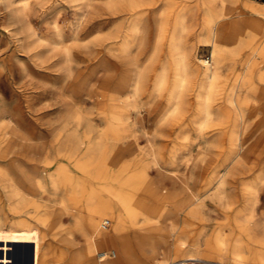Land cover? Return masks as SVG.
Here are the masks:
<instances>
[{
  "label": "rangeland",
  "instance_id": "obj_1",
  "mask_svg": "<svg viewBox=\"0 0 264 264\" xmlns=\"http://www.w3.org/2000/svg\"><path fill=\"white\" fill-rule=\"evenodd\" d=\"M179 15L188 26L184 47L189 67L184 77L191 85V90L188 87L189 91L183 92L182 113L186 118L181 123L175 115L159 119L168 108V94L176 82L170 44ZM203 16L200 0H28L25 8L0 0V172L4 174H0V228L34 226L31 222H16L13 209L17 198L6 187L10 179L27 194V215L47 218L60 199L66 198L61 220L62 232L68 234L69 240H63L62 233L44 228L40 234L43 246L49 249L45 250L49 254L47 264H64V258L56 255L61 251L58 246L69 255L75 254L83 246L80 227L85 212L81 194L70 188L74 181L82 187L86 182L84 174L75 171L74 160L86 155L87 146L99 132L105 136L107 147L103 158L110 157L111 149L121 148L125 151L124 162L130 166L136 162L145 164L149 182L144 183L141 194L155 186L150 182L166 193L177 187L183 189L181 180L200 193L228 166L227 199L219 201L207 195L205 211L216 222L227 214L229 242L232 245L241 231L244 257L252 260L258 251H264V141L256 132L257 122L247 117L246 149L236 157L230 143L236 110L227 104L215 108L200 128L186 120L195 107L200 60L210 58L206 32L200 30ZM135 22L142 25L143 38L141 43L133 42L128 58L136 59L142 81L136 93L128 87L127 96L139 109L116 112L108 95L129 72L128 61L119 59L118 53L121 41L133 36L131 27ZM58 33L63 35L62 42L55 45ZM120 35L123 39L117 42ZM263 37L264 33H259L254 42ZM248 39L245 35L242 58L251 52ZM65 48L69 50L68 58L64 56ZM162 69L166 72L165 82L158 83ZM234 69L235 73L241 71V62L226 60L225 87L232 82ZM116 131L120 138L114 140ZM153 148L159 149L167 169L161 174L149 163L148 151ZM174 168L178 170V185L170 176ZM56 189L59 194L54 192ZM233 214L242 218L241 227L234 226ZM199 225L198 222L197 228ZM209 229L202 228L204 236ZM162 232L165 237L167 234L168 242H158L156 257L172 253L169 228L162 226Z\"/></svg>",
  "mask_w": 264,
  "mask_h": 264
},
{
  "label": "bare ground",
  "instance_id": "obj_2",
  "mask_svg": "<svg viewBox=\"0 0 264 264\" xmlns=\"http://www.w3.org/2000/svg\"><path fill=\"white\" fill-rule=\"evenodd\" d=\"M10 1L23 8L28 4V0ZM200 2L204 8L200 30L206 32L205 42L210 47V58L200 60L202 62L201 67L198 68L200 81L194 91L195 107L186 120L190 125L200 128L215 108L227 104L236 110L230 143L231 150L237 157L246 149L247 117L257 122L256 132L264 141V37L260 42H254L256 35L264 33V0L256 2L200 0ZM185 22L182 15L175 18L176 33L170 44V50L176 64L174 72L176 82L168 94V108L159 115V119L165 120L175 115L178 123L184 122L186 118V114L182 113L185 102L183 92L191 87L184 77L189 67V58L184 47V33L188 29ZM131 31L133 32L131 38L127 37L121 41L123 38L120 35V39L117 40L122 44L118 57L128 61L129 72L116 82L114 90L108 95L111 108L122 113L129 108L139 109L130 102L127 92L128 87H132L135 93L138 91L142 73L136 69V66L140 67L136 59L132 57L129 59L128 56L133 42L135 40L142 42V25L133 23ZM245 35L249 36L247 41L251 46V52L242 58L240 52L245 42ZM62 36L58 33V40L54 41L55 45L61 44ZM63 52L65 58H68L69 50L65 48ZM226 60L231 63L237 60L241 62V71L235 73V69L231 70L234 73L233 77L232 74L230 75L232 82L228 87H225L223 79ZM165 73L164 69L160 70L158 83L165 82ZM115 133L112 139L117 140L120 135L118 131ZM96 135L87 146L86 155L74 160L75 171L84 174L86 182L85 187H82L78 185V181H74L70 188L73 193H80L83 200L85 215L80 227L83 246L71 255L58 246L61 251L56 255L64 258V264H102L101 260H104L105 264H187L190 260L200 261L202 264H264L262 250L258 251L256 256L253 255L255 258L252 260L244 257L241 231L236 233L231 245L230 235L225 228L227 214H223L222 220L216 222L205 211L207 195L210 199L219 201L227 199L225 185L228 166L222 168L215 181L208 183L200 193L191 190L188 183L181 180L183 189L177 187L166 193L155 182H150L155 186H150L146 194H141L144 183L149 182L145 164L136 162L134 166H130L123 161L125 151L121 148L116 151L111 149L110 157L103 158L107 153L105 136L99 132ZM182 137H187V134H183ZM77 149L78 146L75 147V150ZM148 155L149 163L156 166L158 173L167 170L159 149H151ZM171 171L173 174L170 176L178 185L180 180L177 175L178 170L174 168ZM27 179L31 180V178ZM8 180L6 187L10 188L12 195L17 198L16 207L13 209V213L17 215L16 222L22 225L31 222L34 226L0 228V250L5 252L3 257L0 256V264H30L28 245L34 246L33 264H47L46 251L49 252V249L42 244L41 228L53 231L55 234L62 233L60 235H63V240H69L68 234L62 232L61 220L66 212V198L60 199L59 206L53 209L47 218L35 214L27 215L24 211L28 202L25 190L14 181ZM248 191L251 189L249 188ZM54 192L59 194L57 189ZM241 219L237 214L232 215L235 227L242 226ZM262 221L264 225V217ZM198 222L200 225L197 228ZM105 223L107 225L104 226ZM162 226H167L173 237V242L169 245L172 253L168 255L166 252L161 257H156L158 242L160 240L168 242L165 239L167 234L165 237L162 232ZM202 226L210 228L205 236ZM261 243L264 245V238Z\"/></svg>",
  "mask_w": 264,
  "mask_h": 264
},
{
  "label": "water",
  "instance_id": "obj_3",
  "mask_svg": "<svg viewBox=\"0 0 264 264\" xmlns=\"http://www.w3.org/2000/svg\"><path fill=\"white\" fill-rule=\"evenodd\" d=\"M28 253H29V256H30V259H31V263L30 264H33V255H34V247H33V245H31V248H30ZM4 255H5V252L0 250V256L3 257Z\"/></svg>",
  "mask_w": 264,
  "mask_h": 264
},
{
  "label": "built area",
  "instance_id": "obj_4",
  "mask_svg": "<svg viewBox=\"0 0 264 264\" xmlns=\"http://www.w3.org/2000/svg\"><path fill=\"white\" fill-rule=\"evenodd\" d=\"M105 225H107V223H105L104 226H105ZM101 262H102V264H105V263H104V260H101ZM187 264H200V263L197 262L196 260H190V261H188Z\"/></svg>",
  "mask_w": 264,
  "mask_h": 264
},
{
  "label": "crops",
  "instance_id": "obj_5",
  "mask_svg": "<svg viewBox=\"0 0 264 264\" xmlns=\"http://www.w3.org/2000/svg\"><path fill=\"white\" fill-rule=\"evenodd\" d=\"M27 246V245H26ZM28 247H29V250H30V248H31V245H28ZM34 247V246H33ZM29 250H28V252H29ZM47 254V253H46ZM47 255H49V254H47Z\"/></svg>",
  "mask_w": 264,
  "mask_h": 264
}]
</instances>
